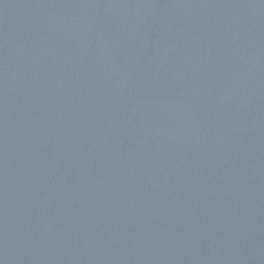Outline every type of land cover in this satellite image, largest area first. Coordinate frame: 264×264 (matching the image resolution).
Listing matches in <instances>:
<instances>
[{
	"label": "water",
	"instance_id": "1",
	"mask_svg": "<svg viewBox=\"0 0 264 264\" xmlns=\"http://www.w3.org/2000/svg\"><path fill=\"white\" fill-rule=\"evenodd\" d=\"M0 264H264V0H0Z\"/></svg>",
	"mask_w": 264,
	"mask_h": 264
}]
</instances>
